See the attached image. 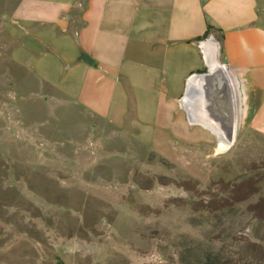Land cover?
<instances>
[{
    "label": "rangeland",
    "instance_id": "rangeland-1",
    "mask_svg": "<svg viewBox=\"0 0 264 264\" xmlns=\"http://www.w3.org/2000/svg\"><path fill=\"white\" fill-rule=\"evenodd\" d=\"M3 18L0 264H264L263 128L216 151L116 73L78 102L10 59Z\"/></svg>",
    "mask_w": 264,
    "mask_h": 264
},
{
    "label": "crops",
    "instance_id": "crops-1",
    "mask_svg": "<svg viewBox=\"0 0 264 264\" xmlns=\"http://www.w3.org/2000/svg\"><path fill=\"white\" fill-rule=\"evenodd\" d=\"M2 13L18 45L10 59L78 102L89 76L103 86L116 73L122 89L157 95L167 120L206 129L214 149L219 137L234 143L264 129V0H16ZM208 24L215 33L196 40ZM214 58L221 68H211ZM46 63L63 79L81 78V91ZM204 85L212 99L201 96Z\"/></svg>",
    "mask_w": 264,
    "mask_h": 264
},
{
    "label": "bare ground",
    "instance_id": "bare-ground-1",
    "mask_svg": "<svg viewBox=\"0 0 264 264\" xmlns=\"http://www.w3.org/2000/svg\"><path fill=\"white\" fill-rule=\"evenodd\" d=\"M210 61H211V68H217V67H220L221 68V64H220V62L217 59L214 58V59H212ZM187 98H188V96L185 95L184 98H183V101L185 102L187 100ZM232 142H233L232 140L231 141H229V140L227 141V140H223V139H221L219 137L218 138L217 145H216V151H219L220 152V151L227 150L230 147V145H231Z\"/></svg>",
    "mask_w": 264,
    "mask_h": 264
},
{
    "label": "trees",
    "instance_id": "trees-1",
    "mask_svg": "<svg viewBox=\"0 0 264 264\" xmlns=\"http://www.w3.org/2000/svg\"><path fill=\"white\" fill-rule=\"evenodd\" d=\"M216 30H217V28H216L215 26H213V25H211V24H208V25H207V28H206V30H205V32H204V34H203L202 36L196 38V40H199V39H201V38H205V37H207L210 33H215Z\"/></svg>",
    "mask_w": 264,
    "mask_h": 264
},
{
    "label": "water",
    "instance_id": "water-1",
    "mask_svg": "<svg viewBox=\"0 0 264 264\" xmlns=\"http://www.w3.org/2000/svg\"><path fill=\"white\" fill-rule=\"evenodd\" d=\"M209 93L211 94L210 90L204 85V88L201 90V96L204 100H208L209 98L212 99Z\"/></svg>",
    "mask_w": 264,
    "mask_h": 264
}]
</instances>
